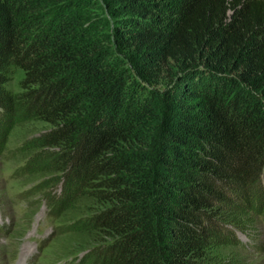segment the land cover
Here are the masks:
<instances>
[{
  "label": "trees",
  "instance_id": "trees-1",
  "mask_svg": "<svg viewBox=\"0 0 264 264\" xmlns=\"http://www.w3.org/2000/svg\"><path fill=\"white\" fill-rule=\"evenodd\" d=\"M0 113L48 125L98 264H211L228 193L264 185V0H0Z\"/></svg>",
  "mask_w": 264,
  "mask_h": 264
},
{
  "label": "rangeland",
  "instance_id": "rangeland-1",
  "mask_svg": "<svg viewBox=\"0 0 264 264\" xmlns=\"http://www.w3.org/2000/svg\"><path fill=\"white\" fill-rule=\"evenodd\" d=\"M94 13L111 36L117 16L101 4ZM8 78L5 90L18 94L22 72L10 67ZM48 128L0 113V264H98L92 237L68 233L92 213V204L61 184L60 173L47 167V150L33 143ZM236 192L217 214L221 224L208 258L211 264H264V185Z\"/></svg>",
  "mask_w": 264,
  "mask_h": 264
}]
</instances>
